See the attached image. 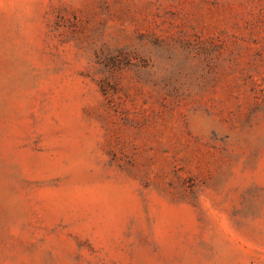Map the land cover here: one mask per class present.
<instances>
[{
	"label": "rangeland",
	"instance_id": "obj_1",
	"mask_svg": "<svg viewBox=\"0 0 264 264\" xmlns=\"http://www.w3.org/2000/svg\"><path fill=\"white\" fill-rule=\"evenodd\" d=\"M0 264H264V0H0Z\"/></svg>",
	"mask_w": 264,
	"mask_h": 264
}]
</instances>
